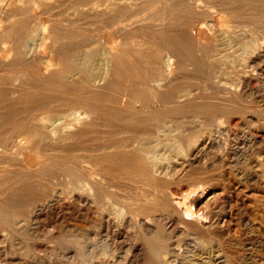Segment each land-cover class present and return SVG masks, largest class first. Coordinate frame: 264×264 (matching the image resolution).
<instances>
[{"label":"bare ground","instance_id":"1","mask_svg":"<svg viewBox=\"0 0 264 264\" xmlns=\"http://www.w3.org/2000/svg\"><path fill=\"white\" fill-rule=\"evenodd\" d=\"M56 1L60 2L61 0H15L16 3H31L30 8L34 3ZM144 1L142 3H146ZM168 1L171 2L168 3ZM136 2L134 0H115L113 3H125V6H128V3ZM160 5L162 8L164 7L163 13L158 10ZM114 6L116 10H120V4ZM133 6L130 7L133 9ZM149 7L154 10L151 12L153 14L149 18V23L146 22L149 26V29L146 30L149 37L140 41L139 44L149 43L152 48L159 49L160 54L156 56L152 54L150 65L145 64L144 56L136 55L135 64L127 58L121 57L120 48H117L118 43L115 45H109L107 41L102 42L103 44L99 43L101 45L99 50L97 49L99 44L89 46L83 42L76 46L82 63L98 65L101 70L93 73L89 80L80 71H74L70 75L71 82L66 86L57 83L55 77H61V75L57 71L50 72V69L55 67L52 66L55 59L53 55L59 58L60 63H64L69 55L67 50L72 49L75 44L72 42L73 40H64L65 36L62 35V43L57 46V41L55 42L54 38V26L45 24L39 15L36 16L37 24L41 30L37 31L38 33H35L34 36L27 34L31 36L27 47L34 52L36 56L34 59L50 66L45 73L39 74L40 87L50 98L41 106L51 104L64 97L57 94L61 85L68 88L74 99L86 84L89 88L88 91H85L97 96L98 99H90L88 96L80 104L79 100H71L78 105H70L66 110H57L55 116L40 114L37 123L28 121L24 116V119L21 120L22 123L19 124V133L15 135L17 147L15 146L14 154L7 152L6 139H0V164L11 162L10 165H3V168L0 169V257H3L1 259L4 261H0V264H7L16 254V251H13V246L21 240V225L23 223H26L28 231L36 235L41 216L48 213L53 214L67 205L72 206L74 212L71 213L69 226L62 231L58 230L63 235L61 237L63 245L60 243L50 249L46 248L43 254L46 261L52 262L56 258L69 254V264H88L94 261L95 257L97 259L94 264H235L227 252L225 247L227 244L224 245L217 236H213L214 232H211L213 226L220 225L221 222L224 224L223 218L226 215L221 211L219 216H214L212 211H207V208H204L205 211L199 210L198 204L206 197L207 190H209L207 188L211 186L204 185L208 180L200 183L199 179L198 184L194 182V185L190 184L191 186L186 190L185 188L173 190L171 181L167 179L173 168L181 167L185 170V175L186 172L189 173L192 172V169H196L197 165L204 167L210 164L211 167L212 162H218L221 166H229L236 176L244 177L250 167H259L264 163L262 159L264 148H260L261 142L253 131L254 126L256 129H264V108L258 110L257 115L252 113L255 116H250L253 109L251 110L242 96L243 91L250 87V82L254 79L264 82V0H177V3L173 0H153ZM244 7H248L249 11L242 12L241 9ZM51 8L54 7L51 6ZM254 9L258 12L254 13ZM251 10L253 11L250 12ZM15 13L18 14V12ZM90 15L92 14L90 13ZM124 15L122 13L116 15L113 24L123 23ZM182 16H186L193 23L200 22L201 28L216 37L219 44L214 46L213 43L198 38L193 31L183 25V22L179 21ZM242 17L248 18L253 27L248 30L247 27L245 29L239 27L238 19ZM2 21L0 19V55L2 52L10 54L13 50V47L6 45L8 42H5L4 36L9 28L5 27ZM135 22L137 21L135 20ZM260 28L263 29L262 32L259 31ZM113 29L114 33L120 35L129 30L126 24L120 25V28L113 27ZM257 30L263 33L262 37L253 35L257 33ZM130 43L132 44V41ZM212 46L217 48L215 50H220L225 74L230 76L231 85H226L224 81L226 78L224 80L213 79V71L210 66L214 65L206 56L212 51ZM43 50H46V53H43ZM138 50L145 51L140 47ZM98 54L100 57H96L94 60L93 58ZM12 61H9L8 58L0 59L2 64ZM139 66L142 69L137 70L136 68ZM194 79L196 81L201 79L205 82L202 87L203 91L196 90V86L192 82ZM251 90L254 95V89ZM11 93L22 97L24 94L23 85L14 86L11 88ZM0 106L4 107L1 103ZM14 108L16 107L14 106ZM23 111L25 110L20 109V112ZM233 113L244 115V130L239 134L230 131L229 126ZM17 114L13 111L10 113L0 112V126L4 127V124L9 121L8 118L12 119ZM94 124L101 125L103 136L99 134L102 136V141L86 149L90 152L88 162L86 161L88 165H85L87 163L84 161V165L76 162L70 164L69 162L66 166L64 160L62 163L54 159L58 156L67 157L71 146L74 145L72 141L83 137L88 132V126ZM18 136L20 137L18 138ZM42 141H47L48 145L42 150H52L56 152V155L52 156L53 159L47 157L32 165L30 163L32 155ZM211 153L213 155H210ZM53 165L57 169L62 168L69 175L67 188H59L56 185L50 188V182L44 181L45 178L42 174L47 166L53 168ZM11 166L15 168L12 170ZM203 170L205 171V169ZM192 179L197 181L194 180L195 178ZM29 182L35 187L42 189L49 187L50 190L48 189L46 194L40 195V199L34 204H28L29 218L24 219L20 217L21 213L17 210L19 207L11 206L15 201L10 196V191L19 190ZM113 186L124 189L127 193L120 194L112 189ZM122 197L124 199L121 200ZM226 199L228 198L226 197ZM88 222H91L89 227H87ZM172 223H181L182 227L170 233L168 226ZM44 224L52 235L56 229L54 225L52 223ZM125 228L133 229L131 239L128 241L124 240L122 236ZM186 238H189L191 243L185 248H177L176 245H182L181 241ZM42 239L39 238V240ZM119 249L122 253L121 258L118 255L122 259L121 262L117 260ZM22 250L23 248L20 251ZM175 250H177V254L173 253ZM173 256L175 261L170 262V257ZM244 258L242 262L240 260L241 264H253L252 257Z\"/></svg>","mask_w":264,"mask_h":264},{"label":"rangeland","instance_id":"2","mask_svg":"<svg viewBox=\"0 0 264 264\" xmlns=\"http://www.w3.org/2000/svg\"><path fill=\"white\" fill-rule=\"evenodd\" d=\"M2 1L0 0V3H1L0 19L3 20L2 23L4 24V26L9 28L7 34L4 36V38H6L5 42L6 43L8 42L7 44L6 43L5 44L9 47H13V50L10 52V54L6 53V52H2L0 55V59H7L8 58L9 61L10 60L11 61L13 60V61L8 63V64L0 63V75H1L0 76V81H1L0 82V103L2 106H4L2 108L0 106V112L3 113L5 111L6 113H8V112L10 113L13 111L15 113H18L14 118H12V119H11V117L8 118L9 121L7 122V124H4V127H3V125L0 126V139L1 138L6 139L5 144L8 148L7 152H9V154H14L15 146L17 147V141L15 139V135H17V133H19L18 132L19 131L18 129L20 128L19 124L22 123L21 120L24 119L23 118L24 116H26L28 121H31L33 123L34 122L37 123V122H39L38 116L40 114L55 116L57 110H66L69 108L70 105H74V106L78 105L76 103H73L71 100H76V101L79 100L78 103L80 104V102L83 101V99L87 98L88 96L90 99L91 98L92 99H98L97 96L86 92V91H88V88H89L86 84L83 85V87L81 88V90L79 92V95L75 96L74 99H73V95L69 92L68 88L64 87V86H66V84H69L71 82L72 78L70 75L74 71H80L89 80L93 73L101 70V68L98 65H95V64L85 65L84 63H82L83 62L82 58L79 57L80 55L78 54V50L76 48L77 44H82L84 42L83 44H87L89 46L90 45L96 46L99 43L103 44L102 42H105V41H107V43L109 45H115V43L116 44L118 43L117 48L118 49L120 48V56L127 58L128 60L133 62V64H135L134 59H135L136 55L144 56V59L146 61L145 64L150 65L153 56L160 54L159 49L152 48L149 45V43H146L144 45L139 44L140 41H142L143 39L146 40L149 37V34H147L148 31H146V30L149 29V26L147 24L150 21L149 18L151 17V14H153L151 12H154V10H152L153 8L149 7V6H151V3H153V0L152 1L148 0L149 2L147 0H145L144 2H146V3H142L143 0H134L135 2L136 1L137 2L133 3V4L128 3V6H125V3H123V4L122 3H113V2H115V0H89L88 2H87V0H82V1L81 0H79V1H77V0H64V1L61 0L60 2L56 1L53 3H36V4L34 3V4H32V8H34V9L29 7V6H31V3H16L15 0H2ZM12 1H13V3H12ZM84 1H86V2H84ZM170 2L171 1H168V3H170ZM173 2L177 3V0H173ZM137 3H139V4H137ZM115 4L121 5V6H119L120 10L117 9L118 10L117 11L116 8H114ZM134 4H136V5H134ZM122 5H123V7H122ZM133 5L135 6V8ZM21 6L24 9L19 8ZM51 6H53L54 8H51ZM130 6H133V9L135 11ZM146 8H149V9H146ZM163 8L160 5V8H158V10L160 12H162V11L164 12ZM16 9L17 10L19 9L20 12H19V10L17 11ZM21 9L24 11L22 12ZM82 9H85V10H82ZM136 9L137 10L139 9V12H137ZM140 11H142L141 14H140ZM241 11L242 12H248L249 8L244 7L243 9H241ZM252 11L253 10H251L250 12H252ZM15 12H18V14ZM256 12H258V11L257 10L255 11V9H254V13H256ZM90 13L92 15H90ZM113 13H115V14H113ZM121 13L125 14L123 16V19H125L123 21V23L121 22V23L113 24V21L117 17L116 15H120ZM98 14H100L101 17ZM135 14L136 15L140 14V15L136 16ZM37 15L40 16V19L45 24H50V25L54 26V28H55L54 29V38H55V42L57 41L56 42L57 46H59L62 43V40H63L62 35L65 36L64 40H73L72 42H74V44H75V46L72 49L70 48L67 50L69 55H68L67 60H65L64 63H60V61L58 60L59 58L57 56L53 55L55 59H54L52 66L53 67L55 66V67H54V69L51 68L50 72L57 71L59 73V75H61V77H59V76L55 77L57 80V83L64 84V86H62V85L59 86L57 94L60 97H62V96H64V97H62L63 99L61 98L60 100L54 101L51 104H47L45 106H41V104L45 103L50 98L47 95V93L45 92V90L41 89V87H40L41 79H40L39 74L45 73V71H47L48 67H50V66H48L45 63H39L37 61V59H34V57H36L34 55V52L32 50H30L29 47H27V43H28L29 38L31 36L36 35L38 33L37 31L41 30V27L37 24V19H38V18H36ZM86 15H90V16H86ZM147 15H148V17H147ZM139 17H142V18H139ZM140 19L142 20V22H140L141 21ZM135 20L137 22H135ZM48 21H49V23H48ZM143 21H145V22H143ZM179 21L183 22V25L188 30L193 31L198 38L204 39L209 43H213L214 46L219 44L216 37L211 35L209 33V31H207L206 29L203 30L201 28L200 22L193 23V22L189 21V19L186 16L180 17ZM243 21H245V22H243ZM139 22H140L141 26H140V24L138 25ZM146 22H147V24H146ZM238 22H239L238 26L241 27L242 29H245L247 27L246 29L248 30V29L253 27L252 26L253 24L250 22V20L248 18L242 17V18L238 19ZM128 23H132V24H136V25H132V26H134V28H131L132 27L131 24L129 25ZM244 23H246V24H244ZM125 24L128 26L129 30L121 33V35L119 33H118L119 34L118 35V34L113 32V30H114L113 27L114 28H120V25H125ZM136 26L138 29L135 28ZM224 26H227V25L224 24ZM238 26H237V28H239ZM241 28H239V29H241ZM142 30H144L145 32H143ZM258 30L256 31L257 33L255 32L256 34H253V35L256 37H258L260 35L262 37L263 33H261V32L263 29L260 28L259 31H261V32H259ZM17 31H18V33H16ZM136 32H138V33L140 32V33L136 34ZM258 32H259V34H258ZM27 34H29L31 36H29ZM248 34L251 35V33H248ZM16 39H18V40H16ZM130 40L132 41V44L130 43L131 42ZM260 40H262V39H260ZM92 41H94V42L92 43ZM100 44L97 45V46H99V47H97V49H99V50L101 49ZM214 46H212V48H213L212 51L210 53H208L209 55L206 54L207 59L211 62L212 65H214L213 67L210 66V68H212L211 70L213 71V79L217 78L218 80H221V79L224 80L226 78L224 80L226 85L227 84L231 85L230 76L225 74V66L223 64V58H222V55L220 53V50H215L217 48H214ZM85 47H88V46H85ZM138 47L145 49V51L138 50ZM43 53H46V50H43ZM152 54H153V56H152ZM214 54H216V55H214ZM96 57H100V54L95 56L93 59L95 60ZM76 59H77V61H76ZM83 64H84V66H83ZM215 64H216V66H215ZM61 65H63V66H61ZM136 69L139 70V69H142V67L139 66ZM220 72H222V73H220ZM218 73H220V74H218ZM17 74H19V75H17ZM217 74H218V76H217ZM34 78H36V79H34ZM227 78H229V79H227ZM192 82H194V84L196 86V90L203 91L202 87L205 85V82L203 80L197 79V81H196V79H194V81H192ZM16 83L22 84L24 87V94L22 95V97L20 95L18 96L17 94L15 95V94L11 93V88L18 85ZM261 86H264V82L254 79L253 81L250 82V87L243 91L242 96L244 98L243 97L242 98L246 101L247 104H249V107L251 108V110L253 109L252 112L250 113V116L257 115L258 110H261L264 108V98H263L264 97V87H261ZM33 89H34V91H32ZM251 89H254V95H253V92H251L252 91ZM260 89H261V91H260ZM4 96H6V97H4ZM11 96H12V98H10ZM64 98H67V99H64ZM70 98H72V99H70ZM216 98H218V97H216ZM4 99H5V101H4ZM250 100H252V101H250ZM259 100L262 102H260ZM11 102H13V103H11ZM3 103L8 104V105H5ZM30 105H31V107H30ZM10 106L12 107V110H11ZM14 106L16 108H14ZM154 106H155V104H154ZM5 107H6V109H5ZM20 109H24L25 111L20 112ZM54 109H55V111H54ZM252 113H254L255 115ZM240 114L241 113L231 114V120H230V126L229 127H230V131L232 133L236 132V134L237 133L239 134L244 130V126H245L244 120H243L244 115H242V114L240 115ZM3 120H4V118H3ZM253 128H254L253 131L255 132V135L259 138V141L261 142V145L259 144L260 148L261 147L264 148V129H256L255 126ZM231 129H233V130H231ZM94 132H97V133H94ZM99 134L103 136L101 125H99V124L89 125L88 126V132L83 137H81L80 139H76V140L72 141L74 145L72 144L73 146H71L70 151L67 153L68 154V155H66L67 157L58 156L57 158H54V159L59 160L62 163H64V161H65L64 164H66V166H68L69 162H70V164L71 163L73 164L76 162V163H79L81 165L82 164L84 165L85 162L88 160V155L90 153L86 149L90 146H95L102 141V136H100ZM19 137L20 136H18V138ZM45 147H48L47 141H42L38 145V147L36 148V151L32 155L33 156L32 162H30L32 165H34L37 162L42 161L43 159H45L47 157L53 159V157L56 155V152H54L52 150H48V151L46 149H45V151L42 150ZM75 147L78 150H75L76 149ZM43 152H45V153H43ZM77 155H79V156H77ZM210 155H213V153H211ZM262 159L264 161L263 155H262ZM70 160H72L73 162ZM82 161H83V163H82ZM217 163L218 162H212L211 167H210V164L206 165L204 167H203V165H197L196 169H192V172H189V173L186 172L189 175L186 173L184 175L185 170L181 169V167H179V168L176 167L175 169L177 171L173 168L171 170L172 172H170V174L168 175L167 180L171 181L170 182L171 188L173 190L174 189L175 190L180 189V188H181L180 190H182L184 188L186 190L191 186L190 184L194 185V182H195V184H198L200 181H201L200 183H203V182H205V180H208L204 185L206 187L208 185H211V186H210V188L209 187L207 188L209 190H207L206 197L204 199H202L203 201L200 200L201 203L199 202V204H198L199 210L205 211V209L207 208V211H209V210L212 211L214 216H219L220 213H222L221 211H223V213L226 215V217L224 216V218H223L224 224L221 222L220 225L213 226L215 229L212 228L211 232H214L213 233L214 235L213 234L212 235L217 236L224 243V245L227 244V245H225V247L227 249V252H228L230 258L234 260L235 264H241L242 260L245 259L244 257H246V258L252 257L253 264H264V182H262V181H264V166H263L264 163L259 167H257V166L250 167L249 168L250 170L248 171L249 174L247 173L248 176L246 174L244 177L236 176L234 171L229 166H221V165H219V163L218 164ZM10 164H11L10 161H7L3 164H0V169L3 168L2 167L3 165H10ZM85 165H88V163ZM198 166H200V167H198ZM219 166H221V167H219ZM54 167H55L54 165H53V168H52V166L46 167L45 172L42 174V176L45 178L44 181H46V183L50 182L49 183L50 188H51V186H54V185L59 186V188L60 187L61 188H67L66 184H67V180L69 179V175H67V173L62 168L57 169V167H55V168ZM218 167H219V169H218ZM10 168L13 170L15 167L11 166ZM228 168L230 171L228 170ZM54 169H56V170L54 171ZM200 169H201L202 173H201V171H199ZM203 169H205V171ZM216 169H218V170H216ZM220 169H221V171H220ZM225 169L228 170L229 172L226 171ZM222 170H223V172H222ZM48 173H50V174H48ZM180 173H181V175H180ZM190 173H192V174H190ZM173 174H174V176H173ZM195 174H196V176H193ZM261 174H262V176H261ZM190 176H192V177H190ZM197 176H199V178H197ZM49 178L51 179L50 181L47 180ZM181 178L183 179V181ZM192 178H195L194 180H197V181H193ZM257 178H260V179H257ZM55 179L58 181H56ZM199 179H200V181H199ZM247 180H249V181H247ZM250 180L254 181V182H251ZM174 181H176V183H174ZM177 181H179V182L177 183ZM250 183H251V185H250ZM260 183L262 185H259ZM257 185H259V186H257ZM31 186H33V185H31L29 182L25 185V187H23L19 190L10 191L11 192L10 196L15 201V203L12 204L11 206L19 207V208H17V207H15V208H17V210L20 211V213H21L20 217L21 218L23 217L24 219L29 218L28 213H27V211H28L27 207H29V205H31V204H34L38 199H40V197L43 194H46L50 190L49 187H45L44 188L45 190H44L41 187H35V186L31 187ZM112 189H115L120 194L123 193V195H125L127 193L124 189H120L117 186H113ZM40 191H41V193H40ZM210 197H212V198L210 199ZM226 197L228 199H226ZM16 199H17V202H16ZM122 199H124V197H122L121 200ZM230 201H231V203H229ZM23 202H25L26 204ZM20 207L22 210L20 209ZM73 212L74 211H73L72 206L67 205V206H63L61 209H59L57 212H54L53 214L48 213L47 215H44L43 217L41 216L40 224L38 227L39 230L37 229L36 235H34L33 232L28 231L26 229V223L25 224L23 223L21 225V227H22L21 240L19 239L20 242H17L13 246V251H16V254L13 255L12 260L11 261L9 260L7 262V264H30V263L31 264H69V261H70L69 254H65V256L59 257L60 259L56 258V259H54V261L52 260L53 263L46 261V259L43 257V254L45 253L46 248L50 249L51 247H55L57 244H60V243H61V245H63L62 244L63 241L61 240V237L63 235H61L60 232L65 227L69 226V222L71 221L69 219H71L70 216H72ZM59 216H61V217H59ZM66 218H67V220H66ZM44 223H52L54 225V227L56 229L52 232V235L49 233L48 228L46 227V225ZM56 224H57V226H55ZM85 224L87 225V223H85ZM171 225H172V227H171ZM176 225H178V226L176 227ZM89 226H91V222H88L87 227H89ZM221 226H222V228H221ZM181 227H182L181 223L180 224L179 223H176V224L172 223L168 226V232L171 231L170 233H172L176 229H178V228L180 229ZM58 230H61V231H58ZM130 230L128 228L127 229L125 228V230H123L122 236H123V239L126 241L130 240L131 236L133 234V229H130ZM28 236H30L31 238ZM33 236H35V237H33ZM39 238H41V239L43 238L45 240H43V239L39 240ZM206 238H207V236H206ZM235 240H237V241H235ZM58 241H60V242H58ZM249 242H250V244H249ZM189 243H191V240L189 238L188 239L186 238L185 240L181 241V244L183 246L182 245H176V246H177V248L178 247L185 248L188 246ZM17 244L20 246H18ZM30 245H32V246H30ZM176 246H175V248H176ZM22 248H23V250L20 251ZM173 253L177 254V250H175ZM121 254H122L121 249H119L117 252V260L119 262L122 261V259H120L122 256ZM118 255L120 258L118 257ZM167 256H169V255H167ZM1 258H3V257H0V261L4 262ZM13 259H14V261H13ZM96 259L97 258L95 257L93 259L94 261H92L88 264L96 263ZM235 260L236 261L238 260V261L236 262ZM240 260H241V262H240ZM253 260L254 261L256 260L255 263ZM174 261H175V257L174 256L170 257V262H174Z\"/></svg>","mask_w":264,"mask_h":264}]
</instances>
